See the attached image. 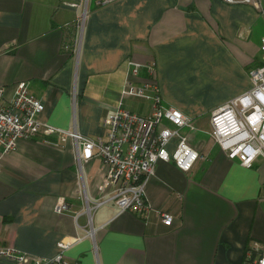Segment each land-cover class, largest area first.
<instances>
[{"label": "crops", "instance_id": "0c3cea01", "mask_svg": "<svg viewBox=\"0 0 264 264\" xmlns=\"http://www.w3.org/2000/svg\"><path fill=\"white\" fill-rule=\"evenodd\" d=\"M102 1L0 0L5 99L26 82L44 105L40 120L104 141L102 121L121 102L127 63L152 64L163 104L194 119L198 131L184 133L205 159L189 173L158 162L145 188L146 218L108 202L92 214L93 241L80 191L83 184L89 200L101 198L100 160L80 170L70 140H19L0 169V245L46 259L63 240L66 264H244L264 244V158L251 168L227 158L209 135V117L250 90L249 71L263 65L264 19L249 4L221 0ZM149 79L142 69L132 81ZM122 103L151 112L148 101ZM62 200L69 210L56 214ZM159 213L172 215L171 226Z\"/></svg>", "mask_w": 264, "mask_h": 264}, {"label": "built area", "instance_id": "2783aa9c", "mask_svg": "<svg viewBox=\"0 0 264 264\" xmlns=\"http://www.w3.org/2000/svg\"><path fill=\"white\" fill-rule=\"evenodd\" d=\"M111 0H103L106 5ZM229 5L249 4L264 19L261 0H221ZM86 13L78 20L82 31ZM68 49L67 45L63 47ZM263 65L249 71L251 88L246 93L211 111L209 135L230 160L237 159L241 166L251 168L254 161L264 158V40L260 45ZM78 50L75 51V55ZM128 71L121 89V102L114 112L103 119L106 140H93L81 135L76 127L62 130L40 120L44 105L29 93L28 83L20 82L14 87L9 100L6 88L0 86V169L3 158L17 148L19 140H31L42 136L56 137L58 142L70 140L73 144L78 168L95 159L105 167V175L98 187L100 199L91 201L82 184L80 191L84 212L88 216L86 237L94 241L95 230L91 226L92 214L102 205L113 202L119 214L130 213L145 219L151 210L145 197V188L155 174L158 162H171L178 170L189 173L197 161L205 159L189 144L184 131H198L194 119L163 104L157 87L153 84L152 64L127 63ZM147 71L150 79L141 85L132 79L140 71ZM75 97V95H74ZM148 101L151 112L141 116L125 109L124 99ZM69 210L63 200L54 206L56 214ZM161 222L171 226L172 215L159 213ZM70 244L58 243L59 252L52 258H39L16 250L13 246L0 245V260L13 264H66L63 251ZM244 264H264V244L248 250Z\"/></svg>", "mask_w": 264, "mask_h": 264}]
</instances>
